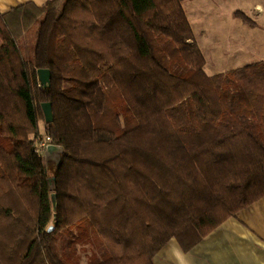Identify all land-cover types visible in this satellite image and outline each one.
Listing matches in <instances>:
<instances>
[{"label":"trees","instance_id":"16d2710c","mask_svg":"<svg viewBox=\"0 0 264 264\" xmlns=\"http://www.w3.org/2000/svg\"><path fill=\"white\" fill-rule=\"evenodd\" d=\"M183 7L0 12V264H155L264 197V60L208 74ZM41 129L62 149L53 174Z\"/></svg>","mask_w":264,"mask_h":264},{"label":"crops","instance_id":"0c3cea01","mask_svg":"<svg viewBox=\"0 0 264 264\" xmlns=\"http://www.w3.org/2000/svg\"><path fill=\"white\" fill-rule=\"evenodd\" d=\"M47 1L0 0V12L5 13L27 3L42 6ZM185 1L195 0H183V3ZM201 2L203 26L206 27L203 32L210 33L206 43H203L205 40L199 41L193 20L188 10L185 11L196 41L205 55V70H213L217 63L221 66V63L223 66L230 64L235 66L231 69H237L264 60V0ZM237 10L249 16L254 25L236 17ZM220 34L222 35L219 37ZM50 149L52 158L62 151L60 146L56 145ZM167 242L154 257L155 264H264V197L243 207L234 216H229L187 251L175 237Z\"/></svg>","mask_w":264,"mask_h":264},{"label":"rangeland","instance_id":"374dc122","mask_svg":"<svg viewBox=\"0 0 264 264\" xmlns=\"http://www.w3.org/2000/svg\"><path fill=\"white\" fill-rule=\"evenodd\" d=\"M183 8L186 10H188V13H189V15L191 16V18H192V20H193V23H194V25H195V29H196V34H197V36H198V38H199V41H203V40H205L203 43H206V41H208V35L210 34V33H204L203 31L206 29V27L205 26H203V18H202V16H203V7H202V2H201V0H195V1H192V2H189V1H185L184 3H183ZM187 14V13H186ZM187 17H188V15H187ZM189 19V18H188ZM190 21V20H189ZM190 24H191V22H190ZM192 26V25H191ZM198 32H200V33H198ZM203 32V33H202ZM222 34H224V33H222ZM222 34H220L219 35V37L222 35ZM227 35V34H226ZM213 52V51H212ZM210 57V56H209ZM218 64H220V63H217L216 65H214V69L212 70H210V68H207L206 69V72L208 73V74H212V73H217V72H219V71H224V70H228V69H231L232 67H235V66H231L230 64H225L224 66H223V63H221L222 64V66L221 65H218ZM229 65V66H228ZM214 71V72H213ZM42 126V125H41ZM45 133V131H44V129H41V132H40V134L39 135H41V134H44ZM61 150L59 151V153H58V156L57 155H55L54 156V158H52L51 157V151H50V149L48 150V151H46V153H45V157H46V161H47V166H48V169H49V173L50 174H53L54 173V171H55V169H56V167H57V164L60 162V158H61ZM51 178H54V176L53 177H51ZM84 260V259H83ZM85 261V260H84Z\"/></svg>","mask_w":264,"mask_h":264},{"label":"water","instance_id":"95a60500","mask_svg":"<svg viewBox=\"0 0 264 264\" xmlns=\"http://www.w3.org/2000/svg\"><path fill=\"white\" fill-rule=\"evenodd\" d=\"M38 74H39V79H40L41 83L43 85H48L50 80H51V72H50V70L49 69H39L38 70ZM49 182H50L51 185H53L54 182H55L54 178H51L49 180ZM52 198H53V207H54V210H55V220H56L57 219V209H58L56 193L52 194ZM55 223H56V221H55Z\"/></svg>","mask_w":264,"mask_h":264},{"label":"built area","instance_id":"2783aa9c","mask_svg":"<svg viewBox=\"0 0 264 264\" xmlns=\"http://www.w3.org/2000/svg\"><path fill=\"white\" fill-rule=\"evenodd\" d=\"M37 150L40 154H45L46 151L52 146L50 136L46 134H41L37 137Z\"/></svg>","mask_w":264,"mask_h":264}]
</instances>
